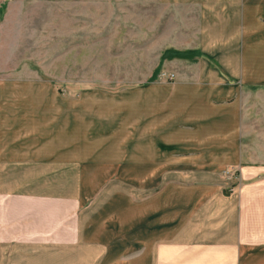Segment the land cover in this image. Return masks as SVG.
Here are the masks:
<instances>
[{"label":"crops","instance_id":"crops-1","mask_svg":"<svg viewBox=\"0 0 264 264\" xmlns=\"http://www.w3.org/2000/svg\"><path fill=\"white\" fill-rule=\"evenodd\" d=\"M148 1L139 97L0 64V264H264V0Z\"/></svg>","mask_w":264,"mask_h":264},{"label":"rangeland","instance_id":"rangeland-1","mask_svg":"<svg viewBox=\"0 0 264 264\" xmlns=\"http://www.w3.org/2000/svg\"><path fill=\"white\" fill-rule=\"evenodd\" d=\"M145 1L0 0V64L24 77L37 71L58 96L86 97L87 108L139 97L174 29L157 24L159 8Z\"/></svg>","mask_w":264,"mask_h":264},{"label":"built area","instance_id":"built-area-1","mask_svg":"<svg viewBox=\"0 0 264 264\" xmlns=\"http://www.w3.org/2000/svg\"><path fill=\"white\" fill-rule=\"evenodd\" d=\"M159 78H160L161 80H164V81H167V82H171V81H173V79H174L173 75H170V74H161V75L159 76Z\"/></svg>","mask_w":264,"mask_h":264}]
</instances>
